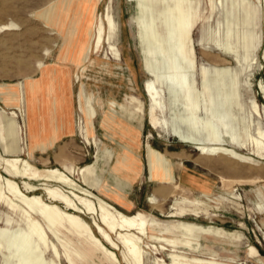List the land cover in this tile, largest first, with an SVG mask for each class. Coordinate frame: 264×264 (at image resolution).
Listing matches in <instances>:
<instances>
[{"label": "rangeland", "instance_id": "rangeland-1", "mask_svg": "<svg viewBox=\"0 0 264 264\" xmlns=\"http://www.w3.org/2000/svg\"><path fill=\"white\" fill-rule=\"evenodd\" d=\"M66 1L0 0V85L15 86L21 81L25 92L29 91L30 109L36 113L42 111L43 100L53 101V107L44 103L45 118L58 134L53 147L42 151L35 145L33 151L25 100L22 112L0 98V110L5 109L0 113L12 116L16 111L18 124L24 125L25 140L33 152L23 156L40 167L58 166L66 171L71 165L80 169L89 166L87 181L81 170L80 174L78 170L73 174L81 185L128 214L138 210L152 213L154 219L143 244L145 264H264V196L260 192V187L264 188V155L258 153L249 139L260 129L264 131L261 87V82L264 84V2L93 0L91 3L77 0L64 32L59 33L57 26L46 24L41 14L54 3ZM144 1L154 3L163 43L159 36L157 41H152L149 35ZM108 6L111 18L116 21L113 43L119 47V55L105 42L81 64L85 49L93 43L97 16L106 17ZM165 18L168 23L163 21ZM109 30L107 22V34ZM167 45L174 51L172 60L186 84L169 80L170 60L163 51ZM55 63L70 66L68 91L73 105L69 108L62 106V109L53 99L59 95V84L64 85L63 81L51 79L45 90L35 84L45 76L47 66ZM149 81H155L163 92L165 105L158 114L167 119L168 127H155L149 121L152 105L146 92ZM81 91L89 98L92 115L79 109ZM255 102L260 105L263 116L253 111ZM59 111L71 114L63 118ZM189 112L192 122L196 120L201 127L196 135L202 142L221 144L238 156L224 151L203 154L195 144L183 141L180 131L186 135L194 133L192 125L181 120ZM137 113L144 117L139 137L141 145L135 150L145 167L139 174L134 171V163L124 157L125 149L118 137L102 125L106 114L138 124L142 119ZM81 119L89 130L91 142L79 129ZM37 126L43 124L38 122ZM22 133L20 129L21 146ZM42 137L49 142L53 136ZM0 150L6 155L1 138ZM150 150L157 156H152ZM0 172L12 176L6 167L0 168ZM169 172L173 174L171 180ZM15 178L25 193L41 194L47 202L53 199L45 192L46 186L69 191L64 184L44 180H31L37 187L31 191L28 180ZM176 184L180 185L178 189ZM151 197L156 198V203ZM15 200L22 205L25 202L22 198ZM60 205L81 215L106 245L111 246L98 232L97 223L101 224L98 213L81 205L77 211L63 203ZM36 215L61 251L58 259L51 249L44 248L47 260L70 264L65 255L70 249L77 264H112L87 235L76 230H59L43 215ZM25 218L21 207L12 209L7 201L0 199V230L10 229L8 237H12L14 229L21 226L18 236L23 249L29 245L24 235ZM110 234L119 244L116 252L127 264L123 244L115 233ZM7 257V250L0 251V264H10Z\"/></svg>", "mask_w": 264, "mask_h": 264}, {"label": "bare ground", "instance_id": "bare-ground-1", "mask_svg": "<svg viewBox=\"0 0 264 264\" xmlns=\"http://www.w3.org/2000/svg\"><path fill=\"white\" fill-rule=\"evenodd\" d=\"M89 1L92 3L93 0H89ZM76 2L77 0H68V2L66 1L65 3L64 2L54 3L49 9L45 10V12L41 14L42 18H44L46 24L52 27L57 26V28L59 29V33H63L69 18L72 16L71 10L75 6ZM144 2H146L148 9L147 28L149 31V35L152 41L155 40L157 41L156 38H158L159 36V40H161L162 42L164 38L161 33V27L158 21L157 11L155 10L154 3L151 1H144ZM262 2H264V0H262ZM109 10L110 7L108 6L106 17H104L103 15L101 17H99V15L97 16L95 23L96 29L94 32V40L93 43L92 44L90 43L85 49L83 57L81 58L80 61L81 64L85 63L89 59L91 53L94 50L96 51L100 50L105 42L109 43L111 49L114 50V52L117 55H119V49H118L119 47L117 48V46H115V44L113 43V40L117 32L116 31L117 26L115 24L116 21L114 22L113 19L111 18ZM163 21L168 23V21H166V18L163 19ZM107 22L110 27L108 34H107ZM163 51L170 60L169 80L176 82V84L178 83L186 84L183 81V79L179 77L177 63L172 60L174 51L170 49L168 45L167 48L165 47L163 48ZM40 66L44 67L43 63H41ZM51 79L56 81L60 80V82L61 81L64 82V85L59 84V95H57L53 99H55L57 104H60L61 107L62 106L65 107L66 82L64 81L65 79L63 78V76L60 75L57 78L48 70H45V76L39 79L38 81H36L35 84H37V86H39L41 90H45L48 86V82ZM261 87L263 88L264 91V84L262 82H261ZM146 92L148 93L150 99L152 100V105L150 107L151 108L150 116H149L150 123L153 124L155 127H161V126L168 127L169 123L167 119L161 118L158 114V111L160 109H163V106L165 105L163 92L158 88L155 81H149L147 83ZM24 100L25 99L23 97L21 100V104H19L16 110L21 109L23 112ZM52 102L53 101L51 100L50 101L47 100L46 102L45 100H43L42 111L40 110V112L38 113H36V111H32L31 109H29L28 110L29 117H30V113H33L34 118L36 119L37 117V120H40L41 118H45V111H46V109L44 108L46 107L45 104L48 103V106L50 107L52 105L51 104ZM78 106L81 111H83L86 115H89L91 107L89 106V99L88 98L86 99V94H84L83 91H81L79 95ZM24 111L26 112L24 114L27 115V110L24 109ZM253 111L255 112V114L263 116V111L261 110V107L258 104V102H255ZM59 114L63 116L65 114V111L64 112L59 111ZM16 115H17L16 111L13 112L12 116H10L9 114L0 113V128L3 130L4 134H6V132L8 134L12 132L13 134H17V138H18L17 142L11 144L6 143L7 146L6 150L8 152H10V150L19 152V154L17 155H5L0 150V168L3 167L8 168L12 175V176H5L0 172V199L7 201L12 209L18 207H21L23 209V213L26 216V218L23 219V221H25L24 225L26 227V229L24 230L25 233L24 235L27 238L29 245L27 244L26 246L27 249H23L21 246L22 244H20L21 238L18 236V234L21 226L17 227V229H14L15 234L12 235V237L11 236L8 237L10 229L0 230V251L5 249L9 252V257H7L9 263L12 264V260H13L15 261V264H59L55 259L47 260L45 256L44 248L51 249L54 253V256L58 259L61 257V251L58 245L52 239H50L48 232L43 224L44 222L42 223L41 219H39L38 216L36 215V214H41L43 215V217H45L48 220L51 226L59 230L61 229H65L69 231L76 230L80 234L87 235L88 239L92 243H94L95 245L101 248V250L106 254V257L109 259V261L112 264H124L123 261L120 259L118 253L116 252V249L119 248V244L112 238L110 234V233H115L125 248V262L127 264H145V247L143 245L144 237L149 234V225L154 219L153 214L142 210H138L133 214H128L123 210L119 209L118 207H116L115 205H113L112 203H110L105 198L101 197L100 195H97L92 190L81 185L76 179L73 178V174H75L77 170L78 173L80 174V170H81L83 173L84 181H87L86 174L89 169V166H85L82 167V169H80V167L71 165L69 167V171H66L58 166L40 167L34 162H32L29 158L23 156L27 152L28 154H31L33 149L30 150L29 148L28 141L25 140V136H24L25 135L24 125L23 123L22 126L18 124ZM38 117H40V119H38ZM192 119L193 116L190 114V112L188 113L187 116L181 117V120L188 122L190 125H192L194 130V133H190L187 135L183 134L180 131L179 135L183 141L195 144L196 147L203 154L224 151L226 153L231 154L234 157L238 156V154L235 151L221 144H210L207 142H202L196 135V132H199L201 130V127L196 120L192 122ZM7 120H11L13 122L12 130L6 128ZM20 129L23 130V133L21 134L22 136L21 144L23 146L19 145ZM79 129L81 133L82 131L84 132L87 141L91 142L89 136L90 135L89 130L88 128L85 127L84 121L82 119L79 123ZM26 135H27V127H26ZM212 138L214 140H219L218 137H212ZM249 139L253 143V145L257 148L258 153L263 156L264 131L260 129L257 132V135L251 134ZM11 145L13 149H11L10 147ZM41 149L42 151H45L47 147L42 146ZM150 154H152V156L155 157L157 156V153H155L153 150H150ZM259 173L261 172H258L257 174ZM15 177H22L28 180V187L30 188L31 191L37 190L36 185L32 183L31 180H44V181H53V182L61 183L69 187V191L68 193H66L63 190H61L59 187L46 186L44 188L45 192L48 194V196H50L53 199V202H47L41 194L29 195L25 193L20 183L16 180ZM262 177L263 175H261V178ZM168 178L170 180L173 178L171 172H169ZM225 180L226 179L224 178V182ZM179 186H180L179 184H176L175 187L178 189ZM260 192L264 196L263 187H260ZM15 198L17 199L22 198L25 200V202L22 205L19 202H17ZM150 200L156 203L155 197H151ZM60 203L65 204L67 207H69V209L74 211H77L80 208L79 205H81L93 213H98L101 221V224L97 223L98 232L103 236L104 239L109 241L111 246L106 245L104 240L97 235L94 228L86 220H84L81 215L67 211L60 205ZM23 245L25 246V244ZM84 254H86V252ZM65 255L68 256L70 264H77L72 257V253L70 249H67L65 251Z\"/></svg>", "mask_w": 264, "mask_h": 264}, {"label": "crops", "instance_id": "crops-1", "mask_svg": "<svg viewBox=\"0 0 264 264\" xmlns=\"http://www.w3.org/2000/svg\"><path fill=\"white\" fill-rule=\"evenodd\" d=\"M69 68H70V66L64 65V64L61 65L60 63H55V66H47V70L50 73H52L54 76H56L58 78L61 75L65 79L64 80L66 82V92H65L66 93V100H65L66 105H65V108L66 107L69 108L70 105H73L72 95L68 91V86L70 84V69ZM23 97L25 99V105L27 106L28 109H30L31 107H30V101H29V91L25 92L24 85L21 81L18 82L17 85H15V86L11 85V84H7V83L0 85V98L5 99L8 104L14 105V110L19 106V104H21V100ZM27 99L29 101L28 103H27ZM3 111L0 110V112H3ZM139 111L141 112V114L144 115V111H141V110H139ZM66 113H68V112H66ZM66 113L63 115V118H67V116L69 117V115L71 114L70 112L68 115ZM89 114H91V115L93 114L91 112V110H90ZM137 115L140 116L138 113H137ZM140 117L142 120H141V122H138V124H133L130 121H127V120L123 119V117H120L118 115L108 117V114H106V116L102 120V125L104 127H106L108 130H110L112 135H114L115 137H118L120 143L122 144L121 145L122 148L125 149L124 157H127V160H130L131 162L134 163V171L138 172L137 174L142 173L145 169L139 153L135 152V150L138 147H140V145H141V142H139V137H140L142 127H143L144 117H142V116H140ZM49 121H50L49 119L46 120L45 118H41L39 120V122H40V124L42 123L43 126L38 127L37 126V122H38L37 117L35 119L33 113H30V125L31 126L29 127V129L32 131L31 148H33V151L36 148V146L39 148H41L42 146H46L47 149H49V147L54 146L55 140L58 137V134L56 132V129H54V128L52 129L49 126V124H50ZM17 122L19 123L18 117H17ZM44 124H47V126H44ZM6 128L9 130H12L13 122L11 120L6 121ZM46 134L48 136H51V135L53 136L50 139L51 141L48 142V141H46V138L42 137L44 135L46 136ZM0 138L2 140V145L5 148L4 151H5L6 155H17V154H19L18 151L10 150V152H8L6 150V147H7L6 143L11 144V143L17 142V139H18L17 134H13L12 132L10 134H8L7 132H6V134H4L3 130L0 128ZM125 140H126V142H125ZM10 147H11V149H13L12 145ZM125 154H127V155H125ZM98 187H101V185H98ZM100 190L102 192H106L105 188L104 189L102 188ZM128 201L131 203V201L129 199H128Z\"/></svg>", "mask_w": 264, "mask_h": 264}]
</instances>
